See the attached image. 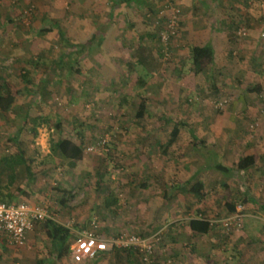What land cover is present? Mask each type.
Segmentation results:
<instances>
[{"label": "rangeland", "instance_id": "1", "mask_svg": "<svg viewBox=\"0 0 264 264\" xmlns=\"http://www.w3.org/2000/svg\"><path fill=\"white\" fill-rule=\"evenodd\" d=\"M141 3L137 0V5L128 9L112 0H0V22L5 19L2 27L0 24V71L4 68L9 73L6 81H0V158L14 154L19 142L35 174L29 179L20 167L16 180L2 194L46 205L55 215L53 221L69 227L73 236L87 229L99 235L115 227L123 233L140 234L137 223L145 226L157 218L168 222L159 229L162 234L154 245L153 258L144 260L138 250L130 255L119 248L110 252L112 264H198L200 249L211 253L207 258L202 253L201 264H231L233 247L235 255L239 247L252 250L254 242L246 241L242 232L264 230V221L256 217L261 213L256 204L246 210L243 199H234L229 188L217 193L208 191L209 197L201 199L187 190L175 189L173 204L167 201L169 205L164 194L166 186L181 182L183 178L177 176L180 172L187 175L197 170L199 163L215 162L209 139L214 138L220 124L225 138L230 131L224 126L235 121L230 116L241 123L251 121L239 112L225 113L230 109L226 108L230 95H226V110L214 107V101L222 95L210 92V87L206 89L211 85L209 76L195 72L189 53H183L186 49L179 51L186 46L173 42L176 37L169 42L167 55L159 38L154 37V17L160 10L176 6L174 1L149 0L147 8ZM211 6L224 13L222 19L231 32L235 31L232 21L240 20L233 33L232 56L237 59L231 60L237 64L231 68L238 69L234 71L238 79L253 74L247 56L251 55L249 47L257 44L260 65L253 82L260 85L264 70V44H260L264 0H220ZM196 8L200 10L198 5ZM239 29L244 33L239 34ZM179 54L182 56L177 60ZM232 70L227 66L223 78L227 80ZM24 75L30 79L28 88ZM140 96L147 100L143 119L135 117ZM176 123L180 125L179 140L165 149ZM253 124L255 129L257 125ZM64 137L81 145L80 160L52 151L51 143ZM236 175L239 179L244 176L240 171ZM6 182L7 172L1 169L0 186ZM254 184L256 191L264 189V183ZM254 196L264 202V192ZM153 198L159 200L156 207L150 200ZM114 199L116 203H112ZM199 203V209L212 214V219L230 216L242 203L243 214H251L253 224L260 222L251 226V218L246 216L238 231L228 232L220 224L215 225V242L203 235L191 241L185 228L180 230V220L192 217ZM170 205L173 211L169 210L171 215L165 220L158 214H164ZM176 223L179 226L175 227ZM175 233H181L183 241H178ZM42 248L37 255L48 249L44 245ZM0 249L1 264H21L15 248L0 242ZM95 263L91 258L78 264ZM61 264L76 263L67 254Z\"/></svg>", "mask_w": 264, "mask_h": 264}, {"label": "crops", "instance_id": "2", "mask_svg": "<svg viewBox=\"0 0 264 264\" xmlns=\"http://www.w3.org/2000/svg\"><path fill=\"white\" fill-rule=\"evenodd\" d=\"M92 1L97 2L103 0H92ZM112 1L118 5L123 4L128 9L132 6L137 5V0H129V1L123 0L120 3H119L120 0H112ZM173 1L176 4V6L181 10L178 32L177 35L175 36L177 39L176 38H175L176 40L173 39L175 40L173 42H179L177 43V45L179 44L183 47L186 46V48H183L179 51L182 52L184 49H186V51H183V53L186 52L189 53L188 60H190V62H191L190 48L192 46L211 45L213 49V61L211 63V66L210 67L208 66L209 68H206L202 71L206 73L207 76H209L208 81L211 84L210 86L206 87V89L210 87L209 91L210 92L217 91V95H230L231 102H229V104L226 106V108L229 107L230 109L226 110V108H224L226 110L225 113H228L229 115L231 114L236 115L239 112L242 114L243 117L248 118L251 122L249 124L243 122L241 123V121H239L236 117L230 116L235 121L230 125L224 126L225 131L227 130L230 131V136L226 135V137L224 138L223 129L220 128L222 127V124H220L219 129L216 127L219 131L216 130L214 138H211V140L209 139V142L211 141V144L213 145L212 146L213 151L211 152L213 153L212 154L213 157L221 161V163L229 167H233L229 174H223L212 168L211 166L213 165L214 162L208 165L199 163L196 167L197 170L195 171L192 170L193 173L190 172L186 175V173H184L183 171L177 175L179 176L178 178H183L178 185L166 186L164 198L167 200L165 201L172 203L174 200V196L172 195V193L175 194L176 190H183V189H179V187H183V185L187 182L188 179L194 177V181L199 180L203 183V190H202L203 197L206 198L209 197L207 196L208 191L211 193L212 192L215 193L216 191L221 192L229 188L230 189L229 191L232 190V192L234 193L233 196L234 199L237 197L243 199L244 204L246 206V210L249 209L250 207L254 208V206L252 205L256 204L257 206L255 205V207H257L258 210L261 211L262 213L263 211L260 209V206L264 202L258 201L259 199L254 196L255 194H257V196H260L264 192L263 187L258 188V191L254 189V185H255L254 183L256 182H258V184L264 183V117L263 116L261 117V113H264V70L260 81L261 84L258 85L257 83L253 82V80L256 78V77L253 78V75L257 74V70H258L257 67L260 65V62L257 57L258 54L260 55V53L256 51L257 44L249 47L251 55L247 56V58H249V62L252 63L253 65L254 68L253 74H249L246 76L244 75L245 77L242 76L238 79L237 74L235 75L234 72V71L238 72V69H234L233 71L231 68L233 65H237V64H232L231 60L232 59L236 60L237 58L235 56H232V53L233 54L235 53V46H234L235 43L234 41H231L229 38L228 33H230V31L226 26L227 22L226 21L224 22L222 19L224 17L223 16L224 13L218 12L214 10V8H211L212 7L211 5L219 4L220 0H173ZM131 3L133 5H131ZM141 4L142 5L140 6H142L143 8H147V5H149V0H142ZM197 5L199 6L201 12H199L200 10L196 8ZM6 17L7 15L4 16V18ZM1 21L2 22H0V24L2 27V25H4L5 19ZM262 40L263 41H260L261 42L260 44H264V39ZM246 47H248V45ZM177 56L179 58V59L177 58V60H180L182 55L179 54ZM227 66L232 70V73H227L228 79L226 80L225 78H223L224 77L223 72L227 69ZM216 77H219V80H217ZM235 80H237V82H234ZM243 88H245L246 90ZM257 92H260V94H258ZM188 94H190V92H188ZM253 123L257 125L255 129L253 128V126L252 129L250 128L251 125H254ZM178 137L173 143L179 140ZM246 155L254 156V160H255L254 165L246 169L236 168L235 164L237 163L239 158ZM205 166H209V167L203 170V167ZM239 171L242 174H244V176H242L241 179H239V177L237 178L236 175V173ZM17 176L18 175L16 173V177ZM253 178L254 180L257 179L255 180L254 183L251 182V179ZM12 184H8L7 181L6 184L1 185L0 194L4 192L3 189L5 190ZM144 186H145L144 184L141 185V187ZM168 188L171 191L168 192L167 191ZM15 200L20 201L22 200V198L15 197ZM150 200L153 201L152 203L153 207H156L159 204L158 199L153 198V200L152 199ZM168 202L167 205H169ZM142 206L143 205H139L140 208ZM201 206H202L201 203H199L194 207L195 211H193L194 215L192 217L185 218L186 220L184 219L180 220V224L182 225V228L180 230L184 231L185 228V231L188 232V237L193 238V239L191 238V241H193L194 238L196 237L201 238V236L203 235L206 236L209 242H211L212 240L215 242L216 237L212 234V232L215 230L217 226L211 227V229L207 233H201V234H196L191 232L188 226L189 219L193 217H203L208 219L209 221L213 220L212 214L209 213L206 215L204 209H199L201 208ZM170 207L171 208H168V206H166L165 213L162 215L159 213L158 215L161 218H165V220H168V217L171 215L169 214V210L170 212L173 211V205H170ZM261 213L256 217L264 221V215H263L264 212L263 214ZM151 216L153 217V215ZM246 216L251 218L250 222L252 223L253 221L252 215L245 212V214H243V218ZM150 222L151 223L149 225H145V226L137 223V232L140 233L141 235L143 234V236H146L148 232L149 234H151L153 230L156 229L159 230L161 229L160 227H162L164 223H168V222H164V220L161 221L158 218L151 220ZM259 222L260 221H255L254 224L252 223L253 225L252 224L250 225L254 226L255 224H259ZM174 226L175 227L179 226V223L174 224ZM66 228L70 229L69 227ZM119 228L117 229V227H115L114 229H104L99 233V236L101 238L107 239L111 236L116 235L120 231ZM158 230H156L155 232H157ZM189 233L191 234L190 236ZM242 233H244L243 237L246 238V241L248 242L251 241L252 243L254 242V244L252 245V250L248 251V249L245 250L243 247H239L237 251L238 253L237 255H235L236 248L233 247V249L230 251V254H232L231 255L232 257L230 259L233 258L234 261L231 264H264V230L262 229V231L260 232L258 231L255 234L250 233L249 231ZM175 234H176V239L178 241H183L182 237L180 236L181 233H175ZM72 239L73 238L71 237L69 239V242H71ZM27 240L29 244L28 249L24 247L19 248V247L9 246L0 237V242L5 243V246L9 247V249L15 248L14 251H17L16 253L18 254L17 258L20 260L21 264H37L38 260H43L42 261L43 264H61V262L65 261V257L55 259L54 257L55 255L51 254L52 246L50 242V237L48 235L47 228L45 227L43 222L37 223L34 229L27 233ZM217 240H219V238H217ZM209 244L211 246V243ZM43 245L46 246L48 249H46L44 253H40L37 255V250L38 249L42 250ZM237 246L238 245L236 244L235 247ZM115 249H119V248H113L111 250L104 251L98 254L96 257L93 258L94 262H96L95 264H106V263L112 264L110 260L113 258V255L110 254V252ZM198 253H200L201 255L205 254L204 258H207L208 254L209 256H211V253H209L207 249H204L203 251H201L200 249ZM0 257H1V252H0ZM200 257L198 258L199 260H197L198 264L200 263ZM188 262L189 261H187V264Z\"/></svg>", "mask_w": 264, "mask_h": 264}, {"label": "built area", "instance_id": "3", "mask_svg": "<svg viewBox=\"0 0 264 264\" xmlns=\"http://www.w3.org/2000/svg\"><path fill=\"white\" fill-rule=\"evenodd\" d=\"M153 25L157 28L158 38L164 46L167 55V47L170 40L177 35L180 9L171 6L168 11L160 10L154 17ZM239 34L244 33L239 29ZM264 38V31L260 33ZM229 102V98L222 96L214 101V107L223 109ZM254 125H251V127ZM88 149H91L89 147ZM48 207L41 203H31L26 200L18 202L0 201V235L7 245L12 247H29L27 233L32 231L35 225L46 220H54ZM212 225L220 224L226 231H238L243 227V205L239 203L235 211L223 219H213ZM159 231L149 235L118 233L107 239L101 238L94 230L87 229L77 232L68 245V257L74 263H81L94 258L98 253L113 248H134L143 255L144 260L153 258L154 245L160 241Z\"/></svg>", "mask_w": 264, "mask_h": 264}, {"label": "trees", "instance_id": "4", "mask_svg": "<svg viewBox=\"0 0 264 264\" xmlns=\"http://www.w3.org/2000/svg\"><path fill=\"white\" fill-rule=\"evenodd\" d=\"M122 1L123 0H120L119 3ZM127 1H129V0H127ZM238 22H240V20L232 21V23L234 24L233 29L235 31L239 27ZM228 28L230 31V33H228L229 38L231 41H234L235 31L231 32L230 26ZM58 32H59L60 36H63V32L61 30H58ZM154 37H156L158 39L157 34L154 35ZM172 39H174V37ZM261 39H264V38L261 37ZM190 49H191L190 50V52H191V64L194 67L196 73L202 72L204 69L207 68V66L209 64L212 63V61H213V49H212L211 45H204V46L194 45ZM25 76L26 75H24L25 79L24 78H22V79L25 80V85L28 88L30 85V79L25 77ZM7 77H9V73H7V71L3 68V71H0V81H2V83H3L4 81H6ZM2 83L0 84L1 86H2ZM1 86H0V89L2 88ZM222 96H226V95H222ZM222 96H219V98ZM146 107H147L146 98L143 96H140L138 107H137L136 112H135V117L138 119H143V117L145 115ZM37 120L38 119H35V124H36ZM57 127H58L57 129L61 130L60 123H57ZM20 129H22V127H20ZM33 130L35 131L34 128H33ZM179 133H180V125L176 123L173 125V127L169 133V140H168L167 145L164 146L165 149H167L168 146L173 144V142L177 139ZM192 136L196 140L198 139V137L195 134H192ZM200 142H201V144H205L204 141H202V140H200ZM157 143H161V142L157 141ZM195 145L199 146L198 143H195ZM51 149H52V151L58 152L62 157L67 158V159H71V160H80L82 158V154H83V148L81 147V145L75 143L72 139H70L68 137H64V138H61L55 142H52L51 143ZM254 163H255L254 156L253 155H246V156L239 158V160L235 164V167L238 169H246V168L253 166ZM0 166H1L0 170L3 169L7 172L8 184H12L14 182V180L16 178V173H17L18 169L20 170V167L23 169L24 172L27 173V177H29V179L35 177V174L32 173V169L30 167V164L27 162V159L24 155V150L21 147L19 142L16 146V152L14 154L5 155V156H2L0 158ZM208 167L209 166H205V167H203V169L208 168ZM211 167L214 168L215 170L223 173V174H229L233 168V167H229V166L221 163V161H219V160H215V162L213 163V165ZM186 186H188V188H186ZM179 189H184V190L189 191V193L193 194L198 199L202 198V196H203V193H202L203 192L202 191L203 190V183L199 180L194 181V177H191L190 179H188L187 182L183 185V187H179ZM0 201L18 202L15 200V195H12L10 193H8L6 196L1 193L0 194ZM61 203L63 204L64 202L61 201ZM112 203H116V201L113 200ZM107 204H109V202ZM260 209L264 212V203L261 204ZM44 225L47 228V232H48V235L50 237V242H51V246H52L51 254L55 255L54 256L55 259L65 257L68 254L69 239L71 237L72 238L74 237L73 236L74 233L70 229L54 222L53 220H46L44 222ZM188 226H189L191 232L196 233V234L207 233L211 229V227H215V225H212L208 219L203 218V217L190 218L188 221ZM222 229H224V228L222 227ZM156 230H158V229H156ZM118 233H121V232H118ZM153 233H155V232H152L151 234H153ZM151 234H149V235H151ZM158 234H159V237H161L162 233L159 232ZM149 235H146V236H149ZM141 236H143V235H141ZM0 237L5 241V239L1 235H0ZM143 237H145V236H143ZM120 250L126 251L127 253L132 255V252H134L136 249L130 247V248H120ZM100 253H102V252H100ZM100 253H98V254H100ZM42 261L43 260H38L37 264H43Z\"/></svg>", "mask_w": 264, "mask_h": 264}]
</instances>
